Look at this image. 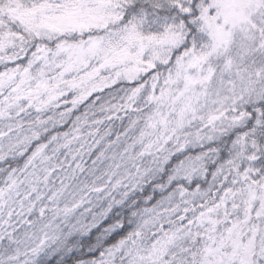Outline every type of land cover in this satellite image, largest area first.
I'll return each mask as SVG.
<instances>
[{
	"label": "snow or ice",
	"instance_id": "6c2138e0",
	"mask_svg": "<svg viewBox=\"0 0 264 264\" xmlns=\"http://www.w3.org/2000/svg\"><path fill=\"white\" fill-rule=\"evenodd\" d=\"M0 264H264V0H0Z\"/></svg>",
	"mask_w": 264,
	"mask_h": 264
}]
</instances>
